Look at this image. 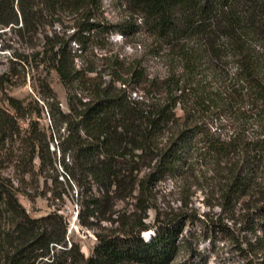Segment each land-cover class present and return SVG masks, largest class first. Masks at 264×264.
I'll return each instance as SVG.
<instances>
[{"label": "trees", "instance_id": "16d2710c", "mask_svg": "<svg viewBox=\"0 0 264 264\" xmlns=\"http://www.w3.org/2000/svg\"><path fill=\"white\" fill-rule=\"evenodd\" d=\"M125 2L130 17L111 24L97 18L102 0H0V50L13 48L14 44L3 39L10 32L26 41L28 51L19 54L16 50L10 63H20L26 70H53L67 91L66 113L58 103H46L55 99L48 83L41 96L51 108L53 131L61 133L66 126L58 145L62 154L59 165L69 187L75 184L88 189L90 197L83 206L89 213L78 214L80 224L88 228L94 225L91 218L111 221L107 218L113 207L110 200L120 190L126 192L123 198L133 196L137 189L146 194L148 184L185 168L197 142H204L208 152L222 159L237 151L234 142L215 138L199 125H189L197 120L190 114L192 109L187 116L182 105L186 96L194 97V112H208L220 100L205 83V67L218 72L233 59L238 81L264 107V0ZM67 28L77 32L67 36ZM141 29L157 42L164 56L178 64L163 79L145 77L136 62L127 71L130 81L119 77L117 82L124 87L118 88L91 76L94 69L79 65L78 58L89 51L92 38L127 37ZM72 43L79 48L75 50ZM13 70L11 66L7 75L14 78ZM134 80L156 88L162 97L132 99L126 83L131 85ZM5 100L15 113L0 109V264L174 263L184 245L185 225L179 219L163 222L148 239L142 236L152 229L144 221L146 216L98 233L93 253L86 257L80 246L71 242L68 223L58 212L32 218L19 202L17 183L29 176L63 184L58 175H51L58 171L56 152H51L53 136L28 115L31 103L8 95ZM34 102L41 113L40 104ZM54 110L62 115L59 126ZM21 119L29 121L27 128L21 126ZM140 160L155 162L147 178L137 175ZM8 168L17 179L4 173ZM232 172L231 182L240 192L246 178L239 182L240 168ZM255 215L252 226L264 234V205Z\"/></svg>", "mask_w": 264, "mask_h": 264}, {"label": "rangeland", "instance_id": "374dc122", "mask_svg": "<svg viewBox=\"0 0 264 264\" xmlns=\"http://www.w3.org/2000/svg\"><path fill=\"white\" fill-rule=\"evenodd\" d=\"M102 2L103 8L97 14L102 22L117 24L131 15L125 0ZM67 25L72 24L67 21ZM64 31L67 36L77 32L71 28ZM3 39L5 43L14 45L12 49L0 50V109L15 113L5 100L7 95L25 100L26 104L31 103L28 115L53 136L51 152H56L58 171L51 175H58L59 181L63 182L55 185L51 180L27 176L25 182L17 183L19 202L32 218L39 219L58 212L68 223L71 242L79 245L86 257L93 253L98 233H107L146 216L148 218L144 221L152 227L143 233L146 239L153 236L163 222L179 219L185 225L182 234L184 245L173 264H264V234L252 226L256 212L264 205V107L255 102L238 81L233 59L227 60L218 72L205 67V83L220 99L216 105L208 112H194V97L191 95L186 96L182 105L187 109V116L192 109L190 114L197 120L192 121L196 124H189L191 127L199 125L215 138L234 142L237 151L222 159L208 152L204 142H197L188 155L185 168L148 184L146 194L137 189L133 196L123 198L126 192L120 190L110 200L113 207L107 218L111 221L100 222L91 218L94 225L88 228L80 224L78 217L81 211L85 212L84 215L89 213L83 206L90 197L88 189H80L75 184L69 187L66 183L68 178L59 165L62 154L58 148L66 126L61 133L53 131L55 121L50 117L51 108L48 107L58 103L61 111L68 112L67 91L53 70H26L20 63L12 65L10 59L16 50L19 54L28 51L27 42L20 41L11 32ZM91 41L89 51L78 58V63L86 69H94L91 76L111 82L114 87H124L117 82L119 77L130 81L127 71L136 62L141 66V73L150 80L163 79L171 69L178 68V64L164 56L157 42L143 29L127 37L98 35ZM72 46L75 50L79 48L76 43ZM11 66L14 78L7 75ZM46 83L55 97L46 101L48 106L41 96L43 91L45 93ZM131 83H126V86L132 99L148 95L152 101L162 97L156 88L141 80ZM84 94L88 95L87 92ZM34 100L43 109L41 113ZM54 113L59 126L62 115L56 114V110ZM178 114L183 115L181 110ZM19 122L23 128L28 127L27 119ZM138 164L140 171L137 175L147 178L155 162L140 160ZM237 168L241 169L242 175L239 182L246 178L240 192L231 182L234 178L232 171ZM4 173L17 179L13 169H5ZM230 187L232 189L228 192ZM60 193H64L63 198H55ZM93 194H97L96 188H93ZM147 207L150 208L146 210ZM114 220L115 223L112 222Z\"/></svg>", "mask_w": 264, "mask_h": 264}]
</instances>
